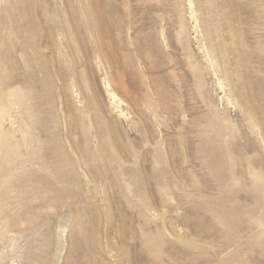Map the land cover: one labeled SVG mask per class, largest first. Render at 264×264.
I'll use <instances>...</instances> for the list:
<instances>
[{"label":"rangeland","instance_id":"1","mask_svg":"<svg viewBox=\"0 0 264 264\" xmlns=\"http://www.w3.org/2000/svg\"><path fill=\"white\" fill-rule=\"evenodd\" d=\"M0 264H264V0H0Z\"/></svg>","mask_w":264,"mask_h":264}]
</instances>
